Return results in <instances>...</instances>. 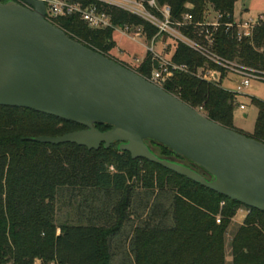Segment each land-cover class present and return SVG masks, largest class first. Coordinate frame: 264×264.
I'll use <instances>...</instances> for the list:
<instances>
[{"label":"trees","instance_id":"1","mask_svg":"<svg viewBox=\"0 0 264 264\" xmlns=\"http://www.w3.org/2000/svg\"><path fill=\"white\" fill-rule=\"evenodd\" d=\"M155 1L169 7L172 20L179 21L189 13L192 22H203L211 7L222 15V24L234 22L236 0ZM107 11L116 26H141L147 40L156 33L155 27L139 17L111 7ZM51 22L105 56L111 57L109 53L116 47L112 28H91L78 14L58 16ZM183 31L194 37L192 26ZM235 31L220 25L213 33L214 50L264 76V16L256 19L250 37L238 41ZM171 59L190 68L205 63L180 42H176ZM151 69V56L146 53L132 70L148 79ZM163 88L209 119L237 130L233 126L235 96L219 82L175 73ZM252 102L257 114L253 132L246 135L264 142V102L255 98ZM95 127L100 131L110 128L106 124ZM81 128L31 109L0 105V264H35L36 260L40 264H114L112 244L127 226L131 228L127 236L130 257L117 264H224V235L243 205L158 164L132 159L116 142L108 148L101 145L88 150L73 143L30 139ZM145 143L158 157L208 177L165 145L152 140ZM149 144L157 145L160 154ZM60 206L74 210L76 222L57 224ZM245 208L247 212L229 242L231 264H264V212Z\"/></svg>","mask_w":264,"mask_h":264},{"label":"water","instance_id":"2","mask_svg":"<svg viewBox=\"0 0 264 264\" xmlns=\"http://www.w3.org/2000/svg\"><path fill=\"white\" fill-rule=\"evenodd\" d=\"M0 105L82 126L39 143L88 150L118 143L142 158L241 205L264 212V142L209 119L199 109L120 62L69 37L46 18L43 0L0 1ZM96 124L110 128L100 131ZM165 145L208 177L158 157Z\"/></svg>","mask_w":264,"mask_h":264},{"label":"built area","instance_id":"3","mask_svg":"<svg viewBox=\"0 0 264 264\" xmlns=\"http://www.w3.org/2000/svg\"><path fill=\"white\" fill-rule=\"evenodd\" d=\"M43 1L45 3L46 18L49 21L58 16L78 14L91 28H112L113 31H118L122 36L133 41L145 38L142 27L130 24H123L121 26L114 25L111 15L107 11L108 8L111 7L125 11L155 27L156 33L148 40L150 43L145 47L146 53L151 56L152 61V69L148 80L162 88L175 73H189L208 82H212L211 79L214 75H218L220 80L224 73H235L243 77L238 90L247 87L249 85V80L252 78L264 80V76H260L254 70L245 68L235 61H230L221 57L213 48V33L220 25H223L226 30L234 27L236 29L234 36L236 40L240 41L244 37H250L256 20L249 19L248 21L241 20L222 24L219 21L222 15L215 11L213 20H208L207 15H205L203 22L199 23L192 22V15L189 13H185L179 21L172 20L169 7L166 5L159 6L155 0ZM189 26H192L194 30V37L188 36L183 31V28H188ZM167 38H171L175 42H180L188 46L204 59V65L190 68L189 65L174 62L171 57L165 58L163 52L166 48L165 40ZM157 41L162 43L161 53L155 52L154 50V43ZM142 60L135 58L137 65L140 64ZM207 64H213L218 68H209ZM238 107L241 110L245 109V105L243 104H239ZM219 221L220 219L217 217L216 222L219 223Z\"/></svg>","mask_w":264,"mask_h":264},{"label":"rangeland","instance_id":"4","mask_svg":"<svg viewBox=\"0 0 264 264\" xmlns=\"http://www.w3.org/2000/svg\"><path fill=\"white\" fill-rule=\"evenodd\" d=\"M207 19L213 20L214 12L211 7L207 9ZM233 14L236 18H242L243 21H248L249 19L256 20L258 16H264V0H236L234 3ZM113 37L116 41V47L114 50L110 51V56L122 62L126 67L134 69L137 67V62L134 60L135 57L140 58L144 54V43L146 46L149 45V41L145 38H140L136 41L127 39L122 36L118 31H114ZM166 48L163 52L165 58H170L175 50L176 42L167 38L165 40ZM162 43L158 41L154 43L155 52H162ZM120 52L128 58H123ZM212 82H219L220 86L232 92L235 96V105L233 111V126L243 132L244 134H251L253 132L254 123L256 119L257 109L253 104L252 99H258L264 102V81L256 78L249 80V85L245 88L238 90L243 77L235 73H224L220 80L218 75H214L211 79ZM239 104L245 105V109H239ZM239 128V129H238ZM152 150L160 154L161 150L157 145L149 144ZM173 159V157H169ZM222 203V202H221ZM75 211L69 208L68 206H60L59 211L56 216V223H62L64 221L76 222ZM247 210L244 206H240L232 218L230 224L228 225L224 238H225V248H224V264H231L230 256V245L229 242L232 238L234 230L242 222L244 215ZM216 217H219L217 215ZM131 230L130 226L124 228V234L121 237L117 238L112 244L113 260L114 264L120 263L124 259L128 260L130 254L127 253V243H128V234ZM35 264H40V261L36 260Z\"/></svg>","mask_w":264,"mask_h":264},{"label":"crops","instance_id":"5","mask_svg":"<svg viewBox=\"0 0 264 264\" xmlns=\"http://www.w3.org/2000/svg\"><path fill=\"white\" fill-rule=\"evenodd\" d=\"M214 12V11H213ZM262 15H260V17H261ZM259 17V16H258ZM263 17V16H262ZM214 18V17H213ZM233 19H234V21H236V22H238V21H241L242 20V18H241V16H240V18H236L235 16H234V14H233ZM114 33V32H113ZM113 39H114V37H113ZM114 41H115V39H114ZM116 42V41H115ZM143 45H144V48L146 47V45L144 44V43H142ZM114 49H112V51H113ZM121 54V56H123V58H128V57H126V56H124V54L122 53V52H120ZM145 54H146V50H144V54H143V56L142 57H140V58H138L139 60H142L143 58H144V56H145ZM135 58H137V57H135ZM135 58H134V60H135ZM239 129V128H238ZM243 133V132H242Z\"/></svg>","mask_w":264,"mask_h":264},{"label":"flooded vegetation","instance_id":"6","mask_svg":"<svg viewBox=\"0 0 264 264\" xmlns=\"http://www.w3.org/2000/svg\"><path fill=\"white\" fill-rule=\"evenodd\" d=\"M14 1H17V0H14ZM17 2L22 3V1H17Z\"/></svg>","mask_w":264,"mask_h":264}]
</instances>
